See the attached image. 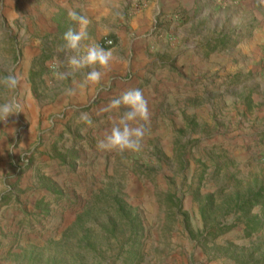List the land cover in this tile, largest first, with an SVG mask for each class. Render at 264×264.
Returning <instances> with one entry per match:
<instances>
[{"label": "rangeland", "instance_id": "obj_1", "mask_svg": "<svg viewBox=\"0 0 264 264\" xmlns=\"http://www.w3.org/2000/svg\"><path fill=\"white\" fill-rule=\"evenodd\" d=\"M150 1L0 0V76L19 79L0 103L22 109L0 121V264H264V202L238 209L264 188V0L257 46L244 9L214 22L186 9L142 17ZM70 11L113 51L98 84L57 78L69 71L64 34L78 28ZM129 89L148 102L142 150H99L127 111L104 109Z\"/></svg>", "mask_w": 264, "mask_h": 264}, {"label": "clouds", "instance_id": "obj_2", "mask_svg": "<svg viewBox=\"0 0 264 264\" xmlns=\"http://www.w3.org/2000/svg\"><path fill=\"white\" fill-rule=\"evenodd\" d=\"M69 18L74 21L78 28L73 31L69 29L64 34V50L66 51V65L68 72H58V79H66L68 74L83 72L84 83L98 84L104 73L109 70L114 59L113 51L101 47L89 34L88 28L91 20L83 14L75 11L68 13ZM88 41L87 44L83 43ZM90 69V71H86ZM19 79L16 75L9 73L0 76V87L6 91H13L18 87ZM84 85L81 84L80 87ZM75 89L69 88L66 94L74 95ZM125 107V111L114 123L110 131L97 143V148L103 151H125L140 152L149 129L145 124L149 121L148 102L140 89H129L119 97L110 101L104 111L119 110ZM22 112L21 105L15 98L5 99L0 103V121L6 122L14 114ZM80 120L87 125H92V119L87 113H82ZM143 122V123H142Z\"/></svg>", "mask_w": 264, "mask_h": 264}, {"label": "crops", "instance_id": "obj_3", "mask_svg": "<svg viewBox=\"0 0 264 264\" xmlns=\"http://www.w3.org/2000/svg\"><path fill=\"white\" fill-rule=\"evenodd\" d=\"M150 1V0H149ZM204 2V0H203ZM199 3L195 0H151L147 3L146 7L139 11V14L144 17L147 15H152L155 10L157 11H163V12H169V11H180L183 9L188 10L187 13L191 15L192 13L196 12V16L199 13H203V15H207V17L212 16L211 22H214L217 20V18L222 19H231L233 17V8H241L246 10V13L249 14V18L253 19L252 22V31L251 34L254 37L253 38V45L257 46V0H206L205 6L204 4L201 5V7H198L196 10V6ZM217 4H220L221 6H218L217 9H211ZM212 5V7H210ZM203 6V7H202ZM18 15L22 16V13L20 11H17ZM190 19V18H189ZM193 21H189V24ZM233 23V21H231ZM184 33L181 31H172L170 30L169 33H166V36L174 37L177 42L183 39ZM222 37L227 36L225 33L221 34ZM190 45H189V51H192L195 47V44L197 43L196 35L190 34ZM122 40V39H121ZM184 42H181L178 46V50H180L183 47ZM237 46H240V44L236 43Z\"/></svg>", "mask_w": 264, "mask_h": 264}, {"label": "trees", "instance_id": "obj_4", "mask_svg": "<svg viewBox=\"0 0 264 264\" xmlns=\"http://www.w3.org/2000/svg\"><path fill=\"white\" fill-rule=\"evenodd\" d=\"M227 38H228V36H224L220 40L216 41L215 46L216 47L220 46L222 48H225L227 43H228ZM259 202H264V188L258 189L252 195L245 198L244 201L238 207V209L243 211V213H248L249 210L251 209V207H253L255 204H258ZM119 209H120V212L123 213V216L129 217V212L123 205H120ZM246 222H247V228H249L250 230H255V228H259V226L262 223V221L259 219H257V220L256 219H247ZM223 231L224 230L222 229V227H219V229L217 231H215L214 233H212V232H210V233L215 236V235H217Z\"/></svg>", "mask_w": 264, "mask_h": 264}, {"label": "built area", "instance_id": "obj_5", "mask_svg": "<svg viewBox=\"0 0 264 264\" xmlns=\"http://www.w3.org/2000/svg\"><path fill=\"white\" fill-rule=\"evenodd\" d=\"M104 43H105L106 45H111V44H112V40H111V39H106V40L104 41Z\"/></svg>", "mask_w": 264, "mask_h": 264}]
</instances>
